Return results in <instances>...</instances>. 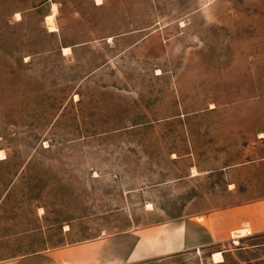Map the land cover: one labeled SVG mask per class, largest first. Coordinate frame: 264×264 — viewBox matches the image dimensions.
<instances>
[{"label": "rangeland", "instance_id": "374dc122", "mask_svg": "<svg viewBox=\"0 0 264 264\" xmlns=\"http://www.w3.org/2000/svg\"><path fill=\"white\" fill-rule=\"evenodd\" d=\"M44 1L0 0V261L264 264L233 233L154 254L264 199V0Z\"/></svg>", "mask_w": 264, "mask_h": 264}, {"label": "crops", "instance_id": "0c3cea01", "mask_svg": "<svg viewBox=\"0 0 264 264\" xmlns=\"http://www.w3.org/2000/svg\"><path fill=\"white\" fill-rule=\"evenodd\" d=\"M66 1L68 0H45L42 5L49 6L52 13L53 5H56L57 10H59L63 5L69 4ZM91 2L96 6L103 4L102 2L101 5H98L96 0H91ZM261 164L264 165V163ZM210 222L209 228H203L200 223L192 221L182 223L178 230V233H181L180 238L182 236V240L178 239V242L167 243L155 249L154 254L167 255L217 245L226 242L229 234L237 231L244 224L248 225L249 230L252 232V236L244 238L259 241L256 247H264V241H262L264 239V199L212 213ZM105 249V247L94 245H91V247L82 246L68 250H56L51 253L32 254L14 260H4L0 261V264H65V262L70 264H120L121 260L119 259H109L106 256ZM142 258V256L132 257L129 262L135 263L142 260Z\"/></svg>", "mask_w": 264, "mask_h": 264}, {"label": "built area", "instance_id": "2783aa9c", "mask_svg": "<svg viewBox=\"0 0 264 264\" xmlns=\"http://www.w3.org/2000/svg\"><path fill=\"white\" fill-rule=\"evenodd\" d=\"M233 234H235L231 240L234 244H238L239 241L244 237L252 236L251 230L247 229V232L245 234L241 233V230L234 231Z\"/></svg>", "mask_w": 264, "mask_h": 264}, {"label": "bare ground", "instance_id": "6f19581e", "mask_svg": "<svg viewBox=\"0 0 264 264\" xmlns=\"http://www.w3.org/2000/svg\"><path fill=\"white\" fill-rule=\"evenodd\" d=\"M97 1H98V0H97ZM97 1H96V2H97ZM98 2H99V1H98ZM98 2H97V4H98ZM99 3H100V2H99ZM53 18H54V15H51V16L47 17V21L49 22V24H50L51 27H53V26H52V23H51L52 20H53ZM52 31H53V30H52ZM68 50H69L68 48L65 49V51H68ZM246 232H247V230H245V229H242V230H241V233H242V234H245ZM233 236H234V235H233ZM214 256H215V258L221 259V254H220V253H217V254H215ZM69 264H70V263H69Z\"/></svg>", "mask_w": 264, "mask_h": 264}]
</instances>
